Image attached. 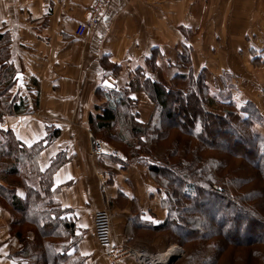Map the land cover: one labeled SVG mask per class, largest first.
<instances>
[{
  "label": "crops",
  "instance_id": "0c3cea01",
  "mask_svg": "<svg viewBox=\"0 0 264 264\" xmlns=\"http://www.w3.org/2000/svg\"><path fill=\"white\" fill-rule=\"evenodd\" d=\"M92 4L0 0V75L7 70L10 82L22 75L24 84L0 96V110L12 109L3 112L0 128L26 146L44 141L31 166L33 174L43 173L52 159L65 155L66 162L53 176L55 203L71 210L77 233H84L79 249L87 264H112L95 238L96 213L116 207L114 237L128 242L137 234L131 220L135 215L158 225L167 212L149 167L127 161L119 145L93 135L91 115L98 114L97 106L104 102L96 96L97 88L108 81L117 91L132 89L142 67L150 79L171 83L189 71L176 63L185 53L196 74L206 68L211 77L222 75L259 105L264 68L253 62V52L264 50V0H112L98 26L78 38L76 30L90 20ZM131 95L137 121H155L158 115L148 96L141 90ZM56 130L59 134L50 141L49 131L52 135ZM90 134L107 145L106 152L91 153ZM31 183L39 188L36 178ZM119 193L127 199L119 200ZM17 194L23 197L26 191L19 188ZM13 222L11 208L2 199L0 264H33L34 256L17 254L23 244L12 234ZM116 264L137 263L131 258Z\"/></svg>",
  "mask_w": 264,
  "mask_h": 264
},
{
  "label": "trees",
  "instance_id": "16d2710c",
  "mask_svg": "<svg viewBox=\"0 0 264 264\" xmlns=\"http://www.w3.org/2000/svg\"><path fill=\"white\" fill-rule=\"evenodd\" d=\"M253 53L256 55L253 62L264 68V50ZM155 58L150 63L154 64ZM176 63L181 69L189 71L177 74L171 83L150 79L142 67L132 80V89L117 91L116 87L110 89L101 86L96 91V96L104 102L97 106L98 114L91 115L93 135L119 145L127 161L149 167L153 179L159 183L156 192L161 195L162 207L167 212L164 222L158 225L142 220V214L135 215L131 220L137 234L128 241L135 240L140 234L153 237L160 235L168 241L177 240L191 249L189 264H222L219 260L223 256L226 259V255H229L227 261L230 264H248L238 256L236 259L239 263L233 261L237 253L231 249L234 247L232 239L229 240L231 233L223 228L216 231L215 226L208 227L201 212V208L219 201L216 198L225 201L226 205L231 204L229 196L214 189L215 177H220L218 170L211 173L208 170V164L213 161L220 163L219 169H224L225 163L216 158L203 160L199 153L201 146L172 149L167 163L164 158L161 159L164 160L161 166L154 165L149 155L155 154L160 141L168 138L171 130H178L197 142H203L206 151L228 150L237 158H244L246 163L241 166L242 172L250 170L254 173L256 170L263 175L264 154H260L256 143L264 138L255 132L264 124L262 110L222 75L211 77V71L206 68L196 74L189 54L181 53ZM5 71L0 75V96L5 95L15 84L18 85V79L10 82L8 71ZM141 78L144 80L142 84ZM181 80L186 84L180 86L178 81ZM139 90L148 96L156 109L158 117L155 121H137L135 99L131 94ZM237 96L235 102L234 97ZM1 109L0 121L4 119L3 112L6 109L12 110L5 106ZM212 126H217L215 132ZM57 134L59 130L52 135L49 131V140L53 141ZM130 137L134 140L131 141ZM150 146L155 148L148 150ZM43 148V140L26 146L16 140L10 131L6 133L0 128V201L3 199L10 206L15 221L11 226L12 234L23 244L22 251L17 254L34 256L33 264H87L88 257L83 256L79 249L84 233H77L76 218L71 210L55 203L54 196L58 189L53 183V176L58 167L66 162L65 155L60 154L52 159L50 167L43 173L33 174L31 169ZM35 178L39 183L37 189L31 183ZM242 179V186L255 183L251 175H245ZM19 188L26 191L23 197L17 194ZM251 190L252 193L258 191L257 195L260 196L256 186ZM118 195L119 200L127 199L123 193ZM232 217L234 220L237 218L236 214ZM222 220L226 222L227 219ZM252 222L247 221L245 227L246 224L252 225ZM257 226H250L248 233L250 228ZM235 228H238L237 225ZM235 231L239 233V230ZM27 235H32L33 240L30 241ZM238 236H241L240 233ZM245 239L247 244H251L254 238L249 236ZM205 252L207 258L203 255Z\"/></svg>",
  "mask_w": 264,
  "mask_h": 264
},
{
  "label": "rangeland",
  "instance_id": "374dc122",
  "mask_svg": "<svg viewBox=\"0 0 264 264\" xmlns=\"http://www.w3.org/2000/svg\"><path fill=\"white\" fill-rule=\"evenodd\" d=\"M258 76L260 75L258 74ZM260 77L262 78V80H264V77ZM253 86L258 85L254 84ZM238 97L239 96L234 97L235 102H237ZM259 106L264 117V98H260ZM216 128L217 126H212L213 131L216 130ZM255 132L259 135V137L261 135L262 138H264V124L263 126H259L258 129L255 130ZM202 143L203 142L201 141L197 142V140L191 138L189 135H185L178 130H171L169 132V137L164 139V141H160L159 147L157 148L155 154H150L149 157L151 158L154 165H160L164 161H161L162 158H164L165 162L167 163L168 159L170 158V154L173 151L172 149H184L188 146H192L195 148L201 146L203 148L201 149L200 147L199 153L203 157V160H211L213 158L222 160L223 163H225L224 169H219L220 163L217 161H213L208 164V170L210 171V173L218 170L217 174L220 177L219 179L215 177L216 180L214 182V189L216 191H219V193L223 194L226 197L229 196L231 204H229L230 206L226 205L225 201L221 200L220 198H216L219 201L214 202V204L208 203L209 205L205 206L206 208H201V212L203 213V220L208 227L215 226L217 229L216 231H218L220 228H223L231 233V237H229V240L232 239V242L234 244V247H231V249H235L234 251L237 253L233 261L239 263L236 259V256H238V258H244L245 261L249 262L248 264H264V174H259V172H257L256 170L254 171V173H252L250 170L242 172L241 166L246 163L244 158L239 159L234 153L228 150L226 152L222 150V152H219L217 151L218 149H214L215 152L213 153L210 151H206L204 150V146H202L204 144ZM256 145H258L256 148L259 150L260 154H264V140L257 142ZM154 148L153 146H150L148 150H152ZM245 175H251L255 183L251 186H242V183L240 182H242V177H244ZM255 186L260 191V196L257 195L258 191L256 193H252V190L250 191V189ZM116 206L120 207L119 205ZM121 206L124 207V205ZM207 208L208 213L206 211ZM109 209L112 213L114 211V216L115 214H117L115 213L116 207L111 206ZM234 214H236L237 216L236 220L232 219V216H234ZM222 218L227 219L226 222H224ZM249 220L253 221V226H259L252 227L253 230L252 228H250V232L248 233L247 230L252 225L251 223L246 224L245 227V223H247V221ZM235 225H237L238 228H235ZM235 229L239 230V233L241 235L240 237L238 236V231H235ZM143 235L144 234H140L139 237H137L135 240L130 242L128 241L129 243L127 241H123L124 239L122 241L126 242L127 247L132 250H146L153 255H159L163 251H167L165 248L179 246V248L182 250L181 254H178L180 256H174V258L170 260V264H189L188 258L191 249L185 247L181 242L177 240L168 241L160 235L155 237L147 234H145L144 236ZM249 236H252V238H254L252 239L251 244L246 243L247 240L245 238ZM160 237H162L163 240L160 242V245H156L155 242H157ZM252 250L258 253L253 254ZM194 251L195 250L193 249V252ZM206 254L207 252L203 253V255L207 258ZM228 256L229 255H226V259L223 258V256L222 259L224 260L221 259L219 261L222 264H230V262L227 261Z\"/></svg>",
  "mask_w": 264,
  "mask_h": 264
},
{
  "label": "built area",
  "instance_id": "2783aa9c",
  "mask_svg": "<svg viewBox=\"0 0 264 264\" xmlns=\"http://www.w3.org/2000/svg\"><path fill=\"white\" fill-rule=\"evenodd\" d=\"M111 1L112 0H93L90 20L87 23L80 24L76 30V36L78 38L85 36L88 31L95 29V27L98 26L103 13L107 9ZM90 139H92L91 153H93L94 156L106 152L107 145L104 142L96 141L92 138L91 134ZM109 208L110 206H107L106 208L101 210V212L96 213L94 216L93 224L95 238L97 239V242L101 249H103V251L106 253L108 260L112 264H116L120 260H127L131 258L134 259L137 264H160L162 262V264H170L171 259H165L166 252L170 250V247L166 248L167 251H163L159 255H153L146 250H132L127 247L126 242L115 239L113 213ZM173 248L179 249L180 252L182 251L179 246H173L171 249ZM175 256L180 255L175 254Z\"/></svg>",
  "mask_w": 264,
  "mask_h": 264
},
{
  "label": "water",
  "instance_id": "95a60500",
  "mask_svg": "<svg viewBox=\"0 0 264 264\" xmlns=\"http://www.w3.org/2000/svg\"><path fill=\"white\" fill-rule=\"evenodd\" d=\"M16 79H18V85H22V86L24 85L22 75H18ZM104 86L110 89L115 87V85L112 82L110 83L108 81H105Z\"/></svg>",
  "mask_w": 264,
  "mask_h": 264
},
{
  "label": "bare ground",
  "instance_id": "6f19581e",
  "mask_svg": "<svg viewBox=\"0 0 264 264\" xmlns=\"http://www.w3.org/2000/svg\"><path fill=\"white\" fill-rule=\"evenodd\" d=\"M171 249V248H170ZM181 254V252H180V250L179 249H175V248H173L172 250H168L167 252H166V255H165V259H172L173 258V256H175V254ZM163 263V262H162ZM162 263H160V264H162Z\"/></svg>",
  "mask_w": 264,
  "mask_h": 264
}]
</instances>
